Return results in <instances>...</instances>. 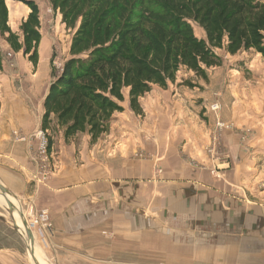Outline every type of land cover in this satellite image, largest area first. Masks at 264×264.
<instances>
[{
  "label": "crops",
  "instance_id": "1",
  "mask_svg": "<svg viewBox=\"0 0 264 264\" xmlns=\"http://www.w3.org/2000/svg\"><path fill=\"white\" fill-rule=\"evenodd\" d=\"M228 88H224L223 93H216L224 94L219 100L223 109L227 106V95L238 94L237 86ZM176 90L169 86L166 89L154 87L142 98L143 114H136L127 102L125 110L114 115L116 119L112 121L109 132L94 142L86 133L68 141L62 132L56 133L50 152L55 172L50 179L44 180L34 150L39 146L40 138L37 136L29 143L31 148L16 142L10 134L16 128H23L28 133L40 129L44 107L42 116L30 125L31 115L25 106V93L12 87L7 89L4 107L7 123H0V182L13 197L20 199L24 210L34 207L36 211H49L51 232H34L42 250L47 254L59 253L63 249L79 252L74 247L94 239L100 225L125 233L130 230L136 237H143V212L151 213L154 218L155 213L160 212L155 207L159 204L165 206L164 211L170 213L173 221H179L183 226L192 223L194 196L205 197L200 205L205 206L207 214L212 212V204L216 206L215 211L220 216L217 220L227 213L226 209L235 205L237 201L233 199L237 197L222 195L225 189L222 180L195 173L193 166L185 163L189 161L185 157L195 155L199 161H209L211 173L229 176L232 181L227 180L226 184L238 185L232 166L240 164L241 156L246 154L245 149L240 147L238 139L226 133L224 139L230 147L228 153L232 161L221 163L214 151L207 156L209 123L201 124L196 117L190 118L187 107L193 102L192 93L188 94L181 88ZM203 94L199 98H203ZM207 96L202 106L208 107L206 101L211 99L210 95ZM230 108V121L242 118L239 117L238 101L234 102L232 98ZM220 114L224 116L222 112ZM243 116L250 122L252 116L249 111ZM224 118H218L217 122H225ZM236 200H240L235 205L238 214L250 206L244 200ZM205 221H209V217ZM157 236L148 235L152 238L148 245L159 246ZM136 244L144 247L142 240ZM0 264H20L19 250L0 246Z\"/></svg>",
  "mask_w": 264,
  "mask_h": 264
},
{
  "label": "rangeland",
  "instance_id": "2",
  "mask_svg": "<svg viewBox=\"0 0 264 264\" xmlns=\"http://www.w3.org/2000/svg\"><path fill=\"white\" fill-rule=\"evenodd\" d=\"M36 2L40 9L42 34L39 48L40 59L36 67L22 52L15 53L5 37L0 35V51L4 59V67L0 71L1 124L7 123L4 107L7 101L6 91L9 87L25 93V106L31 115L29 123L31 125V122H37L42 116V98L47 95L51 83L69 56L74 31L66 27L62 22V16L53 10L49 0H36ZM7 5L9 25L18 32L31 10L15 0L8 1ZM194 29L199 38L206 39L200 27L195 25ZM10 51H13L14 55L12 59L6 60L5 57ZM216 52L222 59V65L209 69L206 80L195 76L194 73L181 71L177 81L170 84L169 88L177 89L176 91L180 88L185 89L183 91L188 94L191 92L190 97L193 98V102H190V106L187 107L188 115L190 118L196 117L201 124L208 121L210 144L206 145H209L206 148V150L209 149L207 156H211V152L214 151L221 163H230L232 157L228 153L230 147L225 143L227 141L225 135L232 134L235 139H238L240 147L246 151V154L241 156L240 164L232 166L236 172L234 178L237 179L238 185L226 184L227 180L232 181L229 176L211 173L212 166L208 160V162L203 161L204 159L199 161L195 155L186 156L189 163L186 161L185 163L193 166L195 173H204L209 178L222 180L225 187L223 196L237 197L236 199L244 200L250 206L245 207L244 212L241 210L238 214V211L235 212V205L240 200L233 199L237 201L234 207L226 209L227 213L222 216V219L217 220L220 216H217L216 206L212 204L210 207L212 212L207 214L205 206L200 205L201 199L205 200V197L194 196L192 223L183 226V223L173 221L170 213L164 211V205H155L160 212L159 214L156 212L154 218L151 213L143 212L145 231H143V237H136L130 230L125 233V231L109 230L107 226L105 228L104 225H100L94 239L74 247L79 252H73V249H70L71 252H66L67 250L63 249L59 253L47 254L40 247L46 264H264V56L255 51H242L236 55H230L224 49H217ZM230 86H237L238 94H228L227 106L223 109L219 100L224 94L216 93H223L224 88L230 89L228 88ZM202 94L204 97L210 95L212 101H206L208 107L202 106L205 100L204 97L199 98ZM232 98L234 102L238 101L241 110L239 117H242L235 121H230ZM127 102L123 106L127 105ZM244 110L245 113L250 112V117L252 116L250 122L243 116ZM220 112L224 116L221 117ZM204 113H206L205 116ZM223 117L227 122H217L218 118L223 119ZM194 129L198 130L196 126ZM41 131L40 128L28 133L23 128H16L10 131V134L16 142L25 143L32 148V144L29 143ZM15 132L18 135H15ZM17 136L25 137L27 140L20 141ZM254 149L257 152L255 154H253ZM34 150H36V158L39 146ZM50 166L54 175L55 167L51 157ZM40 171H43L42 167ZM207 171L211 174L209 175ZM201 188L205 189L204 186ZM0 194H4L1 189ZM13 198L17 207L16 211L25 224L28 209L24 210L19 198ZM208 217L209 221L206 222ZM19 232L26 239H23ZM25 232L27 233V229L23 230L17 219L14 223L9 206L0 202V246H12L19 250L20 264H35L29 253L30 240ZM150 234L158 235L159 246L148 245L152 242V238L147 237ZM140 240L144 241V247L136 244ZM33 242L38 241L33 238Z\"/></svg>",
  "mask_w": 264,
  "mask_h": 264
},
{
  "label": "trees",
  "instance_id": "3",
  "mask_svg": "<svg viewBox=\"0 0 264 264\" xmlns=\"http://www.w3.org/2000/svg\"><path fill=\"white\" fill-rule=\"evenodd\" d=\"M8 1L13 0H0V35L36 67L39 5L15 0L31 10L16 32L9 25ZM49 1L74 31L69 56L43 103L41 130L49 153L59 132L66 141L83 133L92 142L101 138L126 101L143 114L142 98L156 86L168 88L181 71L206 80L209 69L222 65L217 49L264 56V0ZM195 25L206 39L196 35Z\"/></svg>",
  "mask_w": 264,
  "mask_h": 264
},
{
  "label": "built area",
  "instance_id": "4",
  "mask_svg": "<svg viewBox=\"0 0 264 264\" xmlns=\"http://www.w3.org/2000/svg\"><path fill=\"white\" fill-rule=\"evenodd\" d=\"M13 55L14 52L10 51L7 53L5 59L10 60ZM15 135L18 134L15 132ZM38 137L40 138L39 152L38 157L36 156L35 159L41 164L40 168L42 167L43 169V171H40V175L44 180H47L53 175V170L50 166V153L48 152V139L43 131L38 134ZM17 139L20 141L27 140L25 137L20 136H17ZM27 217L29 218L28 223L33 232L41 234L51 232L52 223L48 210L36 211L34 207H31L28 209Z\"/></svg>",
  "mask_w": 264,
  "mask_h": 264
},
{
  "label": "bare ground",
  "instance_id": "5",
  "mask_svg": "<svg viewBox=\"0 0 264 264\" xmlns=\"http://www.w3.org/2000/svg\"><path fill=\"white\" fill-rule=\"evenodd\" d=\"M13 8V7H12ZM15 10V8H14ZM29 10V9H28ZM12 11V10H11ZM20 12V11H19ZM26 12V10H25ZM17 14V13H15ZM19 15V14H18ZM8 198L13 201V203H15V199L11 196L10 192L8 191ZM0 202L4 203L6 206H9L5 197V193L4 194H0ZM16 205V203H15ZM20 209V208H19ZM15 218L17 219V222L19 224V226L24 230L26 229L25 224L23 222V219L21 217V215L15 211ZM26 233V232H25ZM33 233V231H32ZM27 234V233H26ZM34 234V233H33ZM33 238H36L35 236ZM29 253L32 256V258L34 259L35 264H46L45 258H44V254H42L41 250H40V245L38 244V242L34 243L33 240L32 242L30 241L29 243ZM31 258V257H30ZM33 261V260H32Z\"/></svg>",
  "mask_w": 264,
  "mask_h": 264
},
{
  "label": "water",
  "instance_id": "6",
  "mask_svg": "<svg viewBox=\"0 0 264 264\" xmlns=\"http://www.w3.org/2000/svg\"><path fill=\"white\" fill-rule=\"evenodd\" d=\"M0 189L2 190L3 193H5V197H6V200H7L8 205H9V208L11 210V215L13 217V221H14V223H16V218L13 216V213L17 210V207H16L15 203H13V201H11L8 198V196H7L8 195V190L2 185L1 182H0ZM25 227L27 229L28 240L32 241L33 240V233H32V230L30 228V225L28 223L27 217H25ZM20 235L22 236L23 239L24 238L26 239V237L22 233H20Z\"/></svg>",
  "mask_w": 264,
  "mask_h": 264
}]
</instances>
